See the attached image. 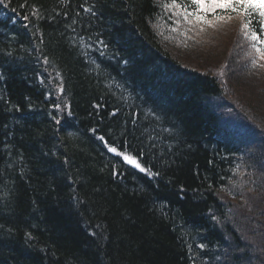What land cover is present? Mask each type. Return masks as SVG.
<instances>
[{
    "label": "trees",
    "instance_id": "1",
    "mask_svg": "<svg viewBox=\"0 0 264 264\" xmlns=\"http://www.w3.org/2000/svg\"><path fill=\"white\" fill-rule=\"evenodd\" d=\"M165 3L0 0V264H264V59Z\"/></svg>",
    "mask_w": 264,
    "mask_h": 264
},
{
    "label": "snow or ice",
    "instance_id": "2",
    "mask_svg": "<svg viewBox=\"0 0 264 264\" xmlns=\"http://www.w3.org/2000/svg\"><path fill=\"white\" fill-rule=\"evenodd\" d=\"M192 10L189 11L188 5H182L178 0H171V3H165L162 5L165 8L178 9V16H181L183 21L192 24H208L211 23L207 19L209 13L212 15H217V9L223 13H234L241 16V32L242 34L251 41V47L255 52L260 54V59H264V39L261 38L264 35V0H190ZM258 14L259 20L257 21V26L259 31H254L251 28L253 17ZM191 17V19H190ZM27 19V17H25ZM231 19V16H228ZM179 19L176 21L179 24ZM253 64H257V59L253 58ZM264 67V64L259 65ZM62 90V89H61ZM54 107L59 108V105H54ZM100 139H103L101 137ZM110 151L117 152L115 147H111ZM123 155V153H121ZM124 159L129 163L136 164V167L140 168L141 171L148 172L150 175V169L141 167V165L131 158L125 155ZM201 248L204 245H200Z\"/></svg>",
    "mask_w": 264,
    "mask_h": 264
},
{
    "label": "bare ground",
    "instance_id": "3",
    "mask_svg": "<svg viewBox=\"0 0 264 264\" xmlns=\"http://www.w3.org/2000/svg\"><path fill=\"white\" fill-rule=\"evenodd\" d=\"M169 102H171L170 100H168ZM131 182H136L137 181V177L135 176V177H132V179L130 180ZM4 182H6V181H4ZM4 182L3 183H1V184H4ZM2 194H3V191H2V188L0 187V199H2ZM7 215H10V214H13V211L12 212H8V213H6ZM33 254H37V253H40L39 252V249H37L36 251H31Z\"/></svg>",
    "mask_w": 264,
    "mask_h": 264
},
{
    "label": "rangeland",
    "instance_id": "4",
    "mask_svg": "<svg viewBox=\"0 0 264 264\" xmlns=\"http://www.w3.org/2000/svg\"><path fill=\"white\" fill-rule=\"evenodd\" d=\"M235 20V19H234ZM236 21V20H235ZM257 62L258 63H262V60L261 59H259V60H257ZM247 87H251V88H254V87H256V84L254 83V82H251V84L249 85V86H247Z\"/></svg>",
    "mask_w": 264,
    "mask_h": 264
}]
</instances>
